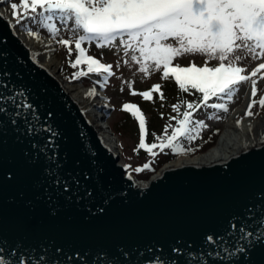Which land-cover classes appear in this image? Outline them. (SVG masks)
<instances>
[{"label": "water", "instance_id": "95a60500", "mask_svg": "<svg viewBox=\"0 0 264 264\" xmlns=\"http://www.w3.org/2000/svg\"><path fill=\"white\" fill-rule=\"evenodd\" d=\"M0 80L24 89L40 123L59 133L51 143L62 165L58 185L45 172L52 149L40 151L50 134L30 135L22 118L12 124L0 114V256L23 254L25 264L40 257L46 264H153L157 257L187 264L188 252H202L206 264H264V242L231 261L208 256L213 248L205 244L206 235H224L233 217L264 214V142L214 161L171 157L141 185L1 16Z\"/></svg>", "mask_w": 264, "mask_h": 264}, {"label": "snow or ice", "instance_id": "6c2138e0", "mask_svg": "<svg viewBox=\"0 0 264 264\" xmlns=\"http://www.w3.org/2000/svg\"><path fill=\"white\" fill-rule=\"evenodd\" d=\"M10 10L12 20L8 23L13 28L19 25L28 35L40 39L39 31L29 27L34 24L37 28L46 29L52 40L66 47L69 57L75 51V60L69 59L68 62L78 70L72 73L71 79L78 80L95 74L99 79L94 84L106 87L109 78L115 75L113 65L89 55L85 44L95 43L98 49H111L117 48L116 42L119 41L124 56L128 58L124 63L128 64L129 60L134 62L144 77L159 71L164 80L174 78L180 92L191 94L195 90L202 94L198 100H181L173 104L172 110L177 115L170 116L169 121L175 120V125L166 124L161 136L153 133L156 142L151 144L146 143L148 133L144 113L138 105L124 103L122 110L130 112L139 124V144L134 149L137 153L144 149L155 158L165 149L176 154L194 151L185 148L182 141L198 139L201 131L208 126L204 120L195 119L194 114L201 108L227 112V102L233 100L241 84L250 82L253 98L247 105L245 115L253 116L252 109L257 104L264 108V96L255 99L258 79H264L261 71L264 70V62L245 74L247 68L241 66V62L246 57L237 54L246 52L253 61L264 59V0H19V3H10ZM62 29L70 32L71 36L62 37ZM196 54L206 57L202 66L195 62L188 66L175 62L186 55ZM211 61L217 63L209 66ZM2 75L9 74L5 72ZM128 86L131 89L132 84L128 83ZM161 88L162 85L157 83L152 85L151 90L139 93L133 90L131 94L152 100L153 92H157L163 100ZM96 94L95 87L87 93L89 96ZM213 98L226 102L210 103ZM183 105L186 107L181 112ZM0 114L8 115L12 124L17 123V118H22L30 135L36 136L42 132L50 134L46 143L40 146V151L47 153L49 148L52 149V154L46 157L49 167L45 172L54 179V183L61 184L58 169L62 165L57 159L58 145L51 143L59 133L50 125L40 123V117L25 95V90L10 87L0 80ZM48 115L51 116V113ZM213 118L219 117L212 113L209 119ZM241 122L238 119L237 126ZM33 147L38 145L33 144ZM155 149H159V152ZM124 167L131 168L130 165ZM150 167L151 161L134 171L140 172ZM63 186L65 189L68 187L66 183ZM252 242H264V214L257 217L251 210L245 219L233 217L224 235L205 237V244L213 248L207 255L222 257L225 261H231L237 253L246 255V249L251 247ZM217 248L219 251H216ZM179 251L173 249V252ZM224 253L227 255H222ZM186 255L187 264H206L202 252H188ZM28 259L31 262L32 258ZM0 264H25V257L21 254L16 260H9L0 256ZM36 264L46 262L40 257ZM153 264H165V261L157 257Z\"/></svg>", "mask_w": 264, "mask_h": 264}, {"label": "rangeland", "instance_id": "374dc122", "mask_svg": "<svg viewBox=\"0 0 264 264\" xmlns=\"http://www.w3.org/2000/svg\"><path fill=\"white\" fill-rule=\"evenodd\" d=\"M12 2L19 3V0H0V6H2L3 8L7 7V11H9V14H11L10 3ZM29 27H31L34 31H39V33L42 34L40 35L39 40H36L37 38L33 36V41L35 40L37 42L34 45V50L37 54L36 56L40 57V52L41 54L43 53V51L41 50L47 47V51H50L51 53L55 54L57 58H59V65L57 66V68H55V70L57 71L61 79L66 82L78 81L79 83H84L88 90L92 89L93 87L97 88L98 91L96 92H99L97 99H99L100 105H103V109L102 112L98 111L96 107H93V109L99 114H102V119H105L108 122V125L110 127L109 129L113 131L116 135L115 139L119 146V151H117L119 154L118 159H122V162L128 163L131 166L130 171L135 173V177H148L150 173L153 172V170L149 171L148 173H146L147 169H144L140 172L134 171V169H136L137 167H142L145 163H148L150 161L149 159H151V156L148 153L146 154L140 151L139 153H137L134 151V149H136L137 145L139 144L138 135H140V133L136 130L137 127L139 131V124L136 119L133 120V118H129V115H127V117L125 118H122V105L126 102H139L141 111L145 115L146 122L148 121V123L146 124V127L148 129V137L146 139H148L149 143L156 142L155 137L152 135L153 133H155L157 136H161L164 133V127L166 124L171 123L172 125H175L176 123L175 120L169 121L170 116L177 115V113L173 112L172 105L177 104L181 100H183V97L177 89L176 85L170 80L162 79V73L159 71L152 72L148 77H144V75L139 71L138 65H136L134 62H131L129 60V63L125 64L124 60L128 58L124 56L123 49L122 46L119 45V41L116 42L117 48L111 49H98L96 48L95 43L91 45L87 43L85 44V47L89 49V55L95 56L97 59H100L103 63L113 65L112 70L115 75L109 78V82L106 87L102 88L99 85L94 84V81L99 79V77H97L95 74H89V76L81 77L78 80L71 79L70 77L72 76V73L77 71L78 69H74L70 66L68 61L69 59H72V56L69 57L67 48L52 40L50 34L47 32L46 29L37 28L34 24H30ZM61 36L64 38H69L71 36V33L62 29ZM57 39H59V37H57ZM74 53L75 51L73 52V54ZM237 54L246 57V59L241 62V66L247 68V72L245 74L251 72L252 69L258 65V63L264 62V59L253 61L250 55L246 52H238ZM204 59H206V57L201 54L186 55L175 62L180 63L182 66L186 64L188 65L191 62H195L198 66H202ZM215 63L216 61H211L209 63V66L214 65ZM117 64H119V66H117ZM261 71L262 73H264V70ZM259 75L260 74H258V77ZM128 83L132 84L131 89L129 88ZM157 83L162 85L161 91L164 93L163 100L160 99V95L157 92H153L152 100H145L139 94H131L133 90H135L137 93L151 90L152 85ZM122 87L123 91H121ZM247 87L251 89L250 82L241 84L238 93L241 91L242 88ZM257 88L258 92L257 97L255 99L258 100L259 97L264 96V79H258ZM235 96L232 101H234V99L236 98ZM214 99L215 98H213L212 100L218 103L226 102L223 100ZM252 99L253 98L251 97V100ZM231 102H227L228 106ZM185 107L186 105H183L181 107V112L184 110ZM252 110L254 112L253 117L255 118L260 114L264 113V108H261L258 104L255 105ZM198 113L206 118L208 126L205 129H208V131L211 128H214L215 126H218V131L215 137L217 138L218 133L222 128V117L225 115L224 111L215 109L204 110L203 108H201L198 110ZM212 113H215V115L219 118L209 119V116ZM240 115H242V113H240ZM95 128L97 129V127ZM170 132L171 129H169V133ZM138 174L140 176H137Z\"/></svg>", "mask_w": 264, "mask_h": 264}, {"label": "bare ground", "instance_id": "6f19581e", "mask_svg": "<svg viewBox=\"0 0 264 264\" xmlns=\"http://www.w3.org/2000/svg\"><path fill=\"white\" fill-rule=\"evenodd\" d=\"M7 10V7L3 8L0 6V13L3 14L1 17L8 23L9 20H12V17ZM9 26L11 31L28 50L31 59L37 64H41L43 68H46L47 71L58 81L61 89L72 99H74L76 103L80 104L84 114L93 124V126L97 127L105 143L111 148V151H119V146L115 139L116 135L109 129L110 127L108 122L105 119H102V114H99L93 109V107H96L98 111L102 112L103 105H100L99 99H97L99 92H97L95 96H89L87 95L89 90L84 83H79L78 81L66 82L61 79L55 70V68H57L59 65V58H57L55 54L51 53L50 51H47V47L41 50L43 53L41 54L40 52V57H37V54L34 50V45L37 42L35 40L33 41V36L28 35V33L24 31L19 25H17L15 28H13L10 24ZM40 35L42 34L40 33ZM33 56H35V59H33ZM96 91H98L97 88ZM235 97L236 98L234 101H232L228 106V111L224 112L225 115L223 114L222 128L214 142L203 150L195 151L194 153L175 154L170 159L171 163L187 161L201 162L223 159L241 151L244 148L264 142V113L260 114L256 118L245 115L247 105L251 101V89L249 87L242 88ZM240 113H242V115H240ZM238 119L242 121L239 126L236 124ZM120 160L121 162L123 161L122 159ZM131 173L135 175L134 172ZM137 176L140 175L138 174ZM137 181L142 185L146 184L148 179L137 177Z\"/></svg>", "mask_w": 264, "mask_h": 264}, {"label": "trees", "instance_id": "16d2710c", "mask_svg": "<svg viewBox=\"0 0 264 264\" xmlns=\"http://www.w3.org/2000/svg\"><path fill=\"white\" fill-rule=\"evenodd\" d=\"M75 56H76V53H74L72 55V60H75ZM214 65H211V66H214ZM80 67H86V66L81 65ZM170 81H172L176 85V87L178 89V85L175 83L174 78L170 79ZM180 94L182 95V97H183L182 99L183 100H188V101L198 100L202 96V94L196 92L195 90H192L191 94L182 93V92H180ZM209 102L211 103L212 101L210 100ZM203 109L207 110V109H211V108H203ZM123 111H122V113H123L122 118H125V117H127V115H129L130 116L129 118H133V120H135V118L131 115L130 112H128L126 110H123ZM194 118L197 119V120H204V122L208 125V122L206 121V118L204 116L200 115L198 113V111L194 114ZM147 123H148V121H147ZM135 125H136V122H135ZM136 130H137V132H139L137 127H136ZM217 131H218V126H215L214 128H211L209 131H208V129L204 128L201 131L200 137L198 139L193 140L191 142H188L187 140L182 141V143H183L185 148L194 149V151L185 152V153H189V154L190 153H194L195 151L203 150L204 148L207 147V145L209 146L210 144H212L214 142L215 137H216ZM147 133H148V129H147ZM169 134H171V132ZM138 136L140 138V135H138ZM147 137L148 136H146V138ZM146 143H149L148 139H146ZM149 144H151V143H149ZM139 151L142 152V153H146L147 154V152L144 149H140ZM154 151L159 152V149H155ZM175 154L176 153H173L170 149H165L164 152H159V154L155 158L151 157V159H149L151 161V167H150V169L146 170V173H148L151 170H154L161 162H163L166 159L171 158Z\"/></svg>", "mask_w": 264, "mask_h": 264}]
</instances>
